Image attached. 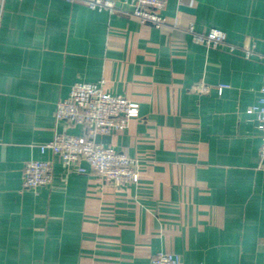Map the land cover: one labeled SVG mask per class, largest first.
<instances>
[{"label":"crops","instance_id":"0c3cea01","mask_svg":"<svg viewBox=\"0 0 264 264\" xmlns=\"http://www.w3.org/2000/svg\"><path fill=\"white\" fill-rule=\"evenodd\" d=\"M119 6L4 0L0 7V264H149L160 251L184 264H264L253 111L264 75V0H167L161 28ZM190 24L221 29L226 42L197 43ZM100 80L138 104L108 142L137 159L130 185L67 170L38 147L55 131L81 133L55 119L56 104L74 82ZM199 80L208 93L193 91ZM30 159L52 162L50 184L23 188Z\"/></svg>","mask_w":264,"mask_h":264},{"label":"built area","instance_id":"2783aa9c","mask_svg":"<svg viewBox=\"0 0 264 264\" xmlns=\"http://www.w3.org/2000/svg\"><path fill=\"white\" fill-rule=\"evenodd\" d=\"M77 1L92 9L119 10V4L131 7L130 14L142 22L161 28L166 24L161 14L167 0H67ZM4 0H0V7ZM195 42L206 46H217L226 42V33L218 28H210L206 32H196L190 24L187 27ZM232 50L234 46L230 45ZM246 57L254 53V45L244 46ZM260 88L261 96L253 106L257 126L261 132L259 149L260 167L264 169V75ZM104 81H76L72 84L67 98L56 104L54 117L66 124L81 127L80 134L55 131L51 140L40 144L42 153L49 151L59 157L65 169H74L80 173L88 171L98 178L111 182L116 186L130 185L137 181L140 166L137 159L115 150L110 144L96 142L97 135H111L123 132L129 120L138 113V104L127 98L114 95L103 87ZM227 87V84H219ZM210 86L203 80L195 82L193 91L206 94ZM52 181V162L45 159L27 160L23 167L22 186L24 189L36 190ZM149 264H184L179 255L160 251L155 253Z\"/></svg>","mask_w":264,"mask_h":264},{"label":"water","instance_id":"95a60500","mask_svg":"<svg viewBox=\"0 0 264 264\" xmlns=\"http://www.w3.org/2000/svg\"><path fill=\"white\" fill-rule=\"evenodd\" d=\"M184 9H186V8H184ZM109 139H110V135H97V136H95L96 142H102V143L108 144Z\"/></svg>","mask_w":264,"mask_h":264}]
</instances>
